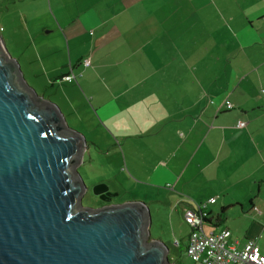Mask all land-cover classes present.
I'll return each mask as SVG.
<instances>
[{
    "label": "crops",
    "instance_id": "crops-1",
    "mask_svg": "<svg viewBox=\"0 0 264 264\" xmlns=\"http://www.w3.org/2000/svg\"><path fill=\"white\" fill-rule=\"evenodd\" d=\"M10 2L29 28L31 75L56 87L72 121L101 130L99 147L115 144L133 176L156 184L220 182L226 163L249 191L239 208L218 204L225 223L208 203L202 229L264 252V0Z\"/></svg>",
    "mask_w": 264,
    "mask_h": 264
},
{
    "label": "water",
    "instance_id": "water-1",
    "mask_svg": "<svg viewBox=\"0 0 264 264\" xmlns=\"http://www.w3.org/2000/svg\"><path fill=\"white\" fill-rule=\"evenodd\" d=\"M9 56L0 35V264H174L145 202L81 206L85 138Z\"/></svg>",
    "mask_w": 264,
    "mask_h": 264
},
{
    "label": "rangeland",
    "instance_id": "rangeland-1",
    "mask_svg": "<svg viewBox=\"0 0 264 264\" xmlns=\"http://www.w3.org/2000/svg\"><path fill=\"white\" fill-rule=\"evenodd\" d=\"M7 4L11 6V9L2 11L0 16V35L3 39L4 47L10 55L9 57L19 63L24 75L36 86L35 88L44 98L50 99L58 105L65 115L67 126L81 132L85 138L86 146L83 149L80 163L76 165L77 172L81 175L82 181L87 188L86 192L81 196V206L96 208L105 202L119 203L133 200L145 202L150 209V238L162 240L167 245L170 262H175L178 258L182 264H196L185 251L191 226L185 222L183 212L189 207L197 206V203H205L207 196L215 193L214 197L217 200L215 207L217 208L216 212L211 215L213 217L221 213L220 219L225 223L228 207L222 211L224 207L221 206H226L228 203L233 206L236 203L235 206L239 208L238 202H233V199L240 198V201L245 199V190L249 191L246 181L241 182L239 180L240 183L233 185V183H236V171H233L231 167L227 168L226 163L220 164V167L225 169L224 172L226 173L220 182L205 181L203 184H194L180 180L178 184H174L171 181L156 184V182L142 180L133 176L129 172L126 160L123 159L119 152L118 154L116 153L115 144H104L99 147L96 143V135L102 137L104 134L101 130L97 132L96 129H91V131L86 127L88 124L84 120L79 122L72 121L68 114L64 112L66 110L64 104H61L63 102L60 95L55 93L56 87L54 88L42 77L39 79L31 75L27 61L28 57L33 56V51L29 46L31 42L28 34L29 28L25 29L23 27V21L18 16L17 11L12 9L13 5H11L10 0L0 1V8L2 6L6 7ZM27 11L31 12V9ZM11 22L15 24L13 27H10ZM99 141L102 144L104 139L102 138V141ZM175 149L176 146L174 151ZM122 161L125 165L120 170ZM98 183L107 184L113 195L106 199H101L95 195L93 186ZM256 186L257 184L252 187L253 192H256ZM220 190L222 191L221 193H216L220 192ZM220 203L222 205L219 207L218 204ZM246 205L248 206L247 200ZM233 214V211H231L230 215L235 216ZM229 221L232 222L233 220ZM234 221L239 223L240 220L235 219ZM259 245L264 247V233Z\"/></svg>",
    "mask_w": 264,
    "mask_h": 264
},
{
    "label": "built area",
    "instance_id": "built-area-1",
    "mask_svg": "<svg viewBox=\"0 0 264 264\" xmlns=\"http://www.w3.org/2000/svg\"><path fill=\"white\" fill-rule=\"evenodd\" d=\"M89 59L82 60L84 66L90 64ZM63 78L70 82L72 75L66 74ZM231 106V103L226 101V107ZM245 124L244 120H238L234 126L243 127ZM214 201L215 197L209 198L197 208L183 212L185 222L191 226L185 246L189 258L196 264H264V252L259 250L254 238L237 246L229 243L230 232L227 228L216 233L203 231V224L208 216L207 204Z\"/></svg>",
    "mask_w": 264,
    "mask_h": 264
},
{
    "label": "trees",
    "instance_id": "trees-1",
    "mask_svg": "<svg viewBox=\"0 0 264 264\" xmlns=\"http://www.w3.org/2000/svg\"><path fill=\"white\" fill-rule=\"evenodd\" d=\"M232 105V104H231ZM232 107V106H231ZM224 210V208H222V211ZM220 217L219 215L217 216V220H219ZM206 220V219H205ZM170 261V260H169ZM174 264H182V262L177 258L175 262H173Z\"/></svg>",
    "mask_w": 264,
    "mask_h": 264
},
{
    "label": "flooded vegetation",
    "instance_id": "flooded-vegetation-1",
    "mask_svg": "<svg viewBox=\"0 0 264 264\" xmlns=\"http://www.w3.org/2000/svg\"><path fill=\"white\" fill-rule=\"evenodd\" d=\"M107 198H110V197H107ZM106 203V202H105ZM108 203V202H107Z\"/></svg>",
    "mask_w": 264,
    "mask_h": 264
}]
</instances>
